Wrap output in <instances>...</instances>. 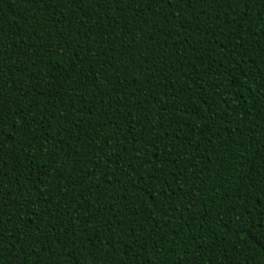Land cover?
I'll use <instances>...</instances> for the list:
<instances>
[{"label": "trees", "instance_id": "1", "mask_svg": "<svg viewBox=\"0 0 264 264\" xmlns=\"http://www.w3.org/2000/svg\"><path fill=\"white\" fill-rule=\"evenodd\" d=\"M0 117V264H264V0H0Z\"/></svg>", "mask_w": 264, "mask_h": 264}, {"label": "snow or ice", "instance_id": "2", "mask_svg": "<svg viewBox=\"0 0 264 264\" xmlns=\"http://www.w3.org/2000/svg\"><path fill=\"white\" fill-rule=\"evenodd\" d=\"M169 2H171V0H169ZM236 3H239L240 0H235ZM245 2H247V0H245ZM2 117H0V124H2ZM0 135H2V128H0ZM243 214V213H241ZM261 217L264 218V212L260 213ZM259 224L260 227H264V219H262L260 222H257ZM0 224H2V221H0ZM253 226H256V224H253ZM240 228H243L244 225H240ZM0 259H2V257H0Z\"/></svg>", "mask_w": 264, "mask_h": 264}]
</instances>
